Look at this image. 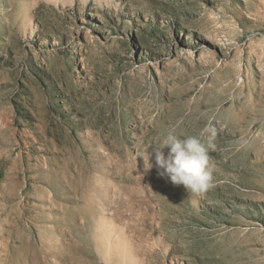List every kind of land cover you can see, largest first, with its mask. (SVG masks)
Masks as SVG:
<instances>
[{
	"label": "rangeland",
	"instance_id": "obj_1",
	"mask_svg": "<svg viewBox=\"0 0 264 264\" xmlns=\"http://www.w3.org/2000/svg\"><path fill=\"white\" fill-rule=\"evenodd\" d=\"M0 264H264V0H0Z\"/></svg>",
	"mask_w": 264,
	"mask_h": 264
},
{
	"label": "clouds",
	"instance_id": "obj_2",
	"mask_svg": "<svg viewBox=\"0 0 264 264\" xmlns=\"http://www.w3.org/2000/svg\"><path fill=\"white\" fill-rule=\"evenodd\" d=\"M205 131L211 133L207 143L198 135L178 136L169 132L153 143L149 153V158L154 155L161 178L167 179L172 185L183 186L186 191L196 195L210 189L214 179L209 149L214 147L211 141L215 130L208 128ZM149 158L148 169L153 166Z\"/></svg>",
	"mask_w": 264,
	"mask_h": 264
}]
</instances>
